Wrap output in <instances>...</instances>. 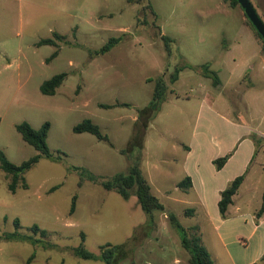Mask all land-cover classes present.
<instances>
[{"label": "rangeland", "instance_id": "1", "mask_svg": "<svg viewBox=\"0 0 264 264\" xmlns=\"http://www.w3.org/2000/svg\"><path fill=\"white\" fill-rule=\"evenodd\" d=\"M225 1L143 0L131 5L127 0H0V152L15 165L38 155L16 127L28 122L40 129L49 122L52 155L42 156L24 174L29 188L22 189L20 183L15 194L9 191L10 176L0 169V264H27L33 254L32 264H106L76 257L73 249L82 244L95 256L105 245L123 247L125 256L116 264H191L171 215L191 235L193 227L201 226L202 242L215 264H245L264 251L261 231L252 236L250 218L211 225L204 215L186 214L188 209L197 211L203 199L214 212L217 193L175 190L180 164L167 176L158 171L168 165L152 167L167 158L182 159L183 153L173 147L190 143L200 119L196 97L202 86L215 90L213 80L186 70L177 88L184 94L180 99H166L154 119L138 111L150 106L157 79L171 85V74L182 64H209L225 82L223 47L234 44L242 17L240 9L233 10ZM56 34L63 36L58 47L37 45ZM162 35L173 39L171 57ZM117 37L123 38L120 44L100 53ZM58 49V56L48 62ZM63 73L67 78L56 94L44 95L42 84ZM191 89L196 97L189 94ZM238 98L232 94L227 101L236 105L234 115L243 130L235 132L216 116L206 122L204 115L199 123L209 124V130L201 142L210 143L216 136L230 146L252 131L264 132V98L254 100L252 114ZM225 108V101L217 103L220 114H227ZM87 119L109 137L111 146L92 134L74 133V127ZM250 140L258 141L255 136ZM246 148L243 143L238 149L244 153ZM140 158L141 171L165 207L152 215L142 210L135 194L127 201L89 180L80 187L79 173L69 170L79 167L110 179L127 172ZM34 225L47 236H34ZM14 234L16 238L7 239ZM30 236L39 241L36 246L26 239Z\"/></svg>", "mask_w": 264, "mask_h": 264}, {"label": "crops", "instance_id": "2", "mask_svg": "<svg viewBox=\"0 0 264 264\" xmlns=\"http://www.w3.org/2000/svg\"><path fill=\"white\" fill-rule=\"evenodd\" d=\"M225 1V0H224ZM258 14L264 21V0H250ZM225 3L232 8L228 2ZM237 10L240 8H232ZM241 10V9H240ZM242 12L241 26L235 34L233 45H226L223 47V53L225 54L221 67H223L226 75L225 82L219 76L220 84L215 85V90H209L208 88H202L200 92L201 96H195L192 94L193 89L189 91V94L195 96L199 100V117L198 121H203V117L206 122L211 117L220 118L224 124L240 133L243 130V125L241 124L240 118L235 117L236 105H231L227 101L232 94H236L239 98L241 97L243 107L246 110L253 111L254 100L258 98H264V46L262 42L257 38L254 31L246 25L244 13ZM190 70V69H186ZM185 71V70H184ZM182 74H180L179 79L174 84L168 85L169 90L166 99L170 101L173 98L180 99L182 95L178 92L177 88L180 86L182 80ZM194 72L193 70H190ZM221 71V70H220ZM186 72V71H185ZM199 78H206L196 72ZM217 73V72H216ZM193 80V76L189 77ZM209 79V78H208ZM195 81V80H194ZM195 82L190 83L192 87ZM197 84V82H196ZM198 85V84H197ZM262 89V90H261ZM189 94L185 93L186 98H189ZM238 98V99H239ZM166 100V101H167ZM225 101L227 103V114H220L217 112V103ZM253 103V104H252ZM198 124L195 126L193 131L192 139L189 144L181 143L180 145H175L174 150L182 152V159L178 162L177 159L171 161L168 160L161 161L160 163L154 164L152 167L156 170L162 168L163 165H168L169 167L161 170H157L162 175H169L173 173L174 168L179 164L182 169L181 177L174 183L175 190L183 193H217L216 204L214 212L210 210L207 200H200L198 205L199 209L194 210V216L204 215L205 221L213 225L217 221L225 224L232 220V218L243 217L250 218L251 223L254 225L253 235L261 231V236L264 241V216L258 218L257 213L262 205V198L264 193V184L259 183L262 179V173L264 172V143L262 144V139H264V132L252 131L247 134L240 142L239 137L230 146L226 145L224 142L217 139L216 136L212 137L210 143L201 142V139L205 137L209 130V124L205 125ZM256 137L257 142L250 140L251 137ZM249 140V141H248ZM238 142V144H237ZM243 143L248 144L246 152L240 153V146ZM229 156V159L222 169H218L215 161L219 158ZM170 162H172L170 164ZM181 162V163H180ZM179 165V166H180ZM257 167V168H256ZM244 175V181L238 191V193L233 197V203H231L227 218L223 219L219 211V201L221 199V193L239 176ZM147 178V177H146ZM190 178L192 181V186L187 190H182L178 185L180 182ZM149 183L151 184L150 178ZM260 184V185H259ZM152 190L154 189L153 185ZM154 193V191H153ZM167 193H173L167 191ZM196 205V204H190ZM200 227L201 226L196 225ZM202 232V231H201ZM203 236V235H202ZM264 256V251L258 256V258L251 260L245 264L261 263V259Z\"/></svg>", "mask_w": 264, "mask_h": 264}, {"label": "trees", "instance_id": "3", "mask_svg": "<svg viewBox=\"0 0 264 264\" xmlns=\"http://www.w3.org/2000/svg\"><path fill=\"white\" fill-rule=\"evenodd\" d=\"M128 4L134 5L138 4L140 5L143 0H127ZM229 5L232 8H240L243 13L244 10L240 6L239 2L237 0H228L227 1ZM148 8H151L152 11L153 7L151 4H149ZM147 10L144 12L146 13ZM245 22L246 25H248L255 33L257 38L262 42L264 46V40L261 37V35L257 32L256 28L253 26L251 21L248 19L246 14L244 13ZM63 39V36L56 34L55 39H44L40 41L37 45L39 46H55L58 47L57 40ZM162 39L165 42V47L167 54L169 57H171L172 54V46L171 43H173V39L170 37H167L165 35H162ZM122 37L117 38H111L108 43L102 47L100 53H107L110 52L114 46H117L122 42ZM59 54V49L56 50L52 56L48 59L49 60L57 57ZM186 69L193 70L194 72L213 80L215 85L220 84L219 76L216 74L215 71L210 69L209 64H204L202 66L194 67L190 64H182L180 66H177L175 68V71L170 76V83L174 84L178 81L179 76L181 72ZM67 78V73H63L57 76H54L49 81H46L42 84L40 90L44 95L53 96L56 94L57 89L62 86L64 80ZM168 83L165 81L164 78H159L156 81L155 89L153 93L152 102L150 103V106L143 110H138L140 112V115L142 117H148L150 119H154L158 114H160L161 111V105L166 101V97L168 94ZM129 106V105H126ZM104 108L110 109L111 106H104ZM1 123V120H0ZM50 123L46 122L43 124V126L40 129L33 128L28 122H23L19 125H17L16 129L21 134L22 138L25 142H27L29 145L34 147L39 154L32 157L28 161L23 162L21 165H15L11 163L6 155L3 152H0V169L5 172L8 176H10L11 182L9 186V191L11 193L15 194L17 192L19 185L21 183V188L27 190L29 188V185L24 179V174L30 171L39 161L41 160L42 156L51 158V152L48 147L47 139L50 131ZM74 133L76 134H83V133H89L94 136H96L100 141H106L111 146V140H109V137L107 135H104L100 128L94 124L91 120L87 119L84 120L82 123L76 125L73 129ZM142 142H140V145L142 146ZM229 159V156L219 158L215 161V164L217 168L220 170L222 169L225 164L227 163ZM70 171H74L79 173L81 177V181L79 183L80 187L82 186L83 182L85 180H89L90 182L99 184L104 188L105 190L114 191L117 192L124 200H130L132 195L135 194V196L138 199V203L141 206L142 210L152 215L154 211H162L165 209L164 205L160 201L157 195L153 193L152 186L149 183L148 179L144 175V172L141 171V158L137 160L136 164L129 168L127 172H120L116 175H114L112 178H102L97 177L92 174H90L87 170L79 167H74L69 169ZM244 175L237 177L222 193H221V199L219 201V211L220 214L226 219L227 218V212L228 209L233 203V197L238 193L243 181H244ZM182 190H187L192 186V181L190 178H186L178 185ZM262 205L257 213V217L260 218L264 216V193L262 198ZM76 200L77 196H74L73 198V204L71 208V213L73 214L76 209ZM194 213L193 209H188L186 211V214L190 215ZM171 222L175 224V226L179 229L181 236H182V245L183 247L190 253L191 255V264H215L214 260L209 252V250L204 246L202 242V238L200 235V229L199 227L195 226L192 228L194 230V234L191 235L189 230L185 229L180 225L175 215H171ZM15 226L17 229L20 228V222L17 219L15 221ZM31 231L33 232L34 236L41 235L42 238H45L47 236L46 231L41 230V228L38 225H34L31 228ZM17 237V234L7 236V239H14ZM28 241L33 243V245H37L39 241H36L32 236L26 238ZM83 240L84 237H83ZM73 253L76 257L84 260H100L102 262H105L106 264H116L119 260L123 259L125 256L124 248L121 246H115V245H105L100 248V255L95 256L91 251H89L84 244L79 246L78 248L73 249ZM35 259V255L33 254L27 264H32L33 260ZM253 264H264V256L261 259V263H253Z\"/></svg>", "mask_w": 264, "mask_h": 264}, {"label": "water", "instance_id": "4", "mask_svg": "<svg viewBox=\"0 0 264 264\" xmlns=\"http://www.w3.org/2000/svg\"><path fill=\"white\" fill-rule=\"evenodd\" d=\"M244 10V13L251 21L253 26L256 28L257 32L261 35L264 40V21L258 14L257 10L253 6L250 0H237Z\"/></svg>", "mask_w": 264, "mask_h": 264}]
</instances>
